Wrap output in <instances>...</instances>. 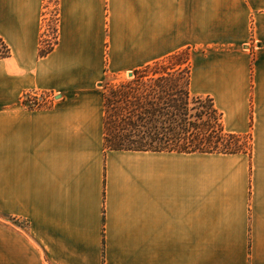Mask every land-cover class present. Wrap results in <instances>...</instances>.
<instances>
[{
	"label": "crops",
	"instance_id": "0c3cea01",
	"mask_svg": "<svg viewBox=\"0 0 264 264\" xmlns=\"http://www.w3.org/2000/svg\"><path fill=\"white\" fill-rule=\"evenodd\" d=\"M45 9L0 0V264H264V0H57L39 57ZM182 50L251 156L104 150L106 77Z\"/></svg>",
	"mask_w": 264,
	"mask_h": 264
},
{
	"label": "trees",
	"instance_id": "16d2710c",
	"mask_svg": "<svg viewBox=\"0 0 264 264\" xmlns=\"http://www.w3.org/2000/svg\"><path fill=\"white\" fill-rule=\"evenodd\" d=\"M56 7H57V0ZM58 15L56 17V24ZM42 40L39 57L57 44ZM10 50L0 37V59ZM188 50H182L133 71V76L104 86V150L158 153H252V135L225 131L222 113L209 96L190 92ZM30 108L50 106L24 98Z\"/></svg>",
	"mask_w": 264,
	"mask_h": 264
},
{
	"label": "built area",
	"instance_id": "2783aa9c",
	"mask_svg": "<svg viewBox=\"0 0 264 264\" xmlns=\"http://www.w3.org/2000/svg\"><path fill=\"white\" fill-rule=\"evenodd\" d=\"M47 7L44 11V24L42 28V40L48 41L50 43H54V32H53V25L54 22L56 21V17L58 15L57 12H53V10H49V4L52 8V4L56 6L55 3L50 2L47 0ZM51 22V23H50ZM24 98L29 101V104L31 102H35L37 104H45L47 103L52 97L49 96L48 94L42 93V92H28Z\"/></svg>",
	"mask_w": 264,
	"mask_h": 264
},
{
	"label": "rangeland",
	"instance_id": "374dc122",
	"mask_svg": "<svg viewBox=\"0 0 264 264\" xmlns=\"http://www.w3.org/2000/svg\"><path fill=\"white\" fill-rule=\"evenodd\" d=\"M49 1L52 2V3H55V4H56V1H55V0H49ZM46 2H47V0H46ZM46 7H47V3H46ZM49 10H53L52 13L57 12V7L54 6V4H52V8H51V6H50V4H49ZM57 13H58V12H57ZM50 23H51V22H50ZM57 24H58V20H57ZM57 24H56V21H55V22H54V25H57ZM57 33H58V29H57ZM57 37H58V35H57ZM129 78H131V77H128V76L125 77V79H129ZM121 80H124V79L115 78V77H106V79L104 80V86H105L107 83L117 84V83L120 82ZM27 101H28V100H27ZM28 105H29V101H28ZM26 106H27V105H26ZM0 218L3 219V220H9V219H6L5 217H2L1 215H0ZM9 221H11L12 223H16L15 220H9Z\"/></svg>",
	"mask_w": 264,
	"mask_h": 264
},
{
	"label": "water",
	"instance_id": "95a60500",
	"mask_svg": "<svg viewBox=\"0 0 264 264\" xmlns=\"http://www.w3.org/2000/svg\"><path fill=\"white\" fill-rule=\"evenodd\" d=\"M128 77H132L133 76V72H128Z\"/></svg>",
	"mask_w": 264,
	"mask_h": 264
}]
</instances>
